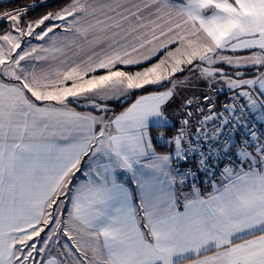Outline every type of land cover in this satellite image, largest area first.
Returning a JSON list of instances; mask_svg holds the SVG:
<instances>
[{"label":"snow or ice","instance_id":"snow-or-ice-1","mask_svg":"<svg viewBox=\"0 0 264 264\" xmlns=\"http://www.w3.org/2000/svg\"><path fill=\"white\" fill-rule=\"evenodd\" d=\"M0 264H264V0H0Z\"/></svg>","mask_w":264,"mask_h":264},{"label":"trees","instance_id":"trees-1","mask_svg":"<svg viewBox=\"0 0 264 264\" xmlns=\"http://www.w3.org/2000/svg\"><path fill=\"white\" fill-rule=\"evenodd\" d=\"M25 3H30L32 0H24ZM51 7V5H49ZM45 9H37L35 12L30 13L31 16H39Z\"/></svg>","mask_w":264,"mask_h":264},{"label":"built area","instance_id":"built-area-1","mask_svg":"<svg viewBox=\"0 0 264 264\" xmlns=\"http://www.w3.org/2000/svg\"><path fill=\"white\" fill-rule=\"evenodd\" d=\"M223 99H224V98H223V97H221V102H223Z\"/></svg>","mask_w":264,"mask_h":264},{"label":"crops","instance_id":"crops-1","mask_svg":"<svg viewBox=\"0 0 264 264\" xmlns=\"http://www.w3.org/2000/svg\"><path fill=\"white\" fill-rule=\"evenodd\" d=\"M161 151H164L165 149H160Z\"/></svg>","mask_w":264,"mask_h":264}]
</instances>
